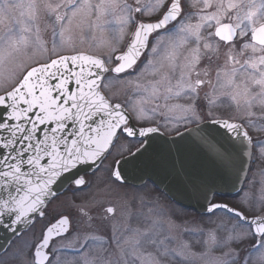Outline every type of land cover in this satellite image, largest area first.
I'll return each instance as SVG.
<instances>
[{"label": "snow or ice", "instance_id": "1", "mask_svg": "<svg viewBox=\"0 0 264 264\" xmlns=\"http://www.w3.org/2000/svg\"><path fill=\"white\" fill-rule=\"evenodd\" d=\"M188 6L196 11L186 12L185 0H155L148 12L160 15L155 21L145 22L135 15L144 9L134 8L127 0H60L55 4L51 0H29L26 5L16 0H0V20H11L13 11L27 9L26 14L21 13L23 19L17 21L19 33L5 38L10 47L26 45L25 34L33 27L38 34L41 21L53 36L51 55L39 67H31L11 90L0 83L5 91V95H0V231L5 233L0 253L8 250L11 236L21 232V226L31 219L30 214L43 215L41 206L47 198L57 196L53 185L67 183L79 189L86 184L77 169L102 162L118 136L117 130L128 137H148L159 131L147 127L137 133L121 111L122 105L102 94L115 78L112 74L119 76L139 67L137 75H155L167 68L158 81L167 83L165 100L174 96L192 101L179 106L183 115L178 119L200 118L198 109L202 108L196 102L205 84L212 90V94L204 96L209 106L217 102L213 98L217 88H225L230 90L225 93L230 101L249 110L246 126H256L252 119L256 116L252 111L257 106L254 102L261 108L258 119H264V0H189ZM117 11L120 15H115ZM113 24L117 27L110 28ZM130 27L134 28L131 42L114 58L115 47L107 59L76 51L74 28L81 37L94 30L110 31L118 42ZM165 32L172 35L160 55V46L165 43L161 33ZM173 36L178 39L173 40ZM65 48H70L71 54H63ZM182 48L188 49L183 60ZM221 55L224 64H217L213 82L212 64ZM72 83L76 87L70 90ZM156 92L153 89V96ZM144 100L151 102L148 97ZM149 111L154 116L157 109L141 108L137 119H151ZM220 127L227 131L234 148L238 142L250 154L255 147L264 157V140L254 144L237 123L225 121ZM204 143L210 153L224 158L222 146L207 140ZM140 144L137 152L131 153L133 160L148 150L143 141ZM115 176L121 179L120 172ZM92 207L95 205L78 208L89 228L93 221ZM219 207L211 205L207 211L215 214ZM224 207L226 217L234 221L233 229L222 240L215 230H210L211 247L202 255L219 248L221 254L214 256L211 264H264V214L249 220L242 210ZM106 211L111 214L114 208L107 207ZM249 238L255 241L251 247L241 250L233 247ZM57 240L69 241L72 246L54 243ZM116 246L119 251H111L106 236L95 230L74 229L70 217L61 216L42 233L39 243L22 254V264H128L135 248L121 249L118 242ZM162 255L171 253L164 251Z\"/></svg>", "mask_w": 264, "mask_h": 264}, {"label": "rangeland", "instance_id": "2", "mask_svg": "<svg viewBox=\"0 0 264 264\" xmlns=\"http://www.w3.org/2000/svg\"><path fill=\"white\" fill-rule=\"evenodd\" d=\"M16 2L21 5H26L29 0H16ZM51 2L55 4L60 2V0H51ZM127 2L132 4L134 8L140 7L144 9V12L142 13H135V15L141 19H146L157 14V12H148V9L154 5L155 0H139V3H137V0H127ZM188 4L189 0H185V11L195 12L196 9L189 7ZM22 12L26 14L27 9L25 7H21L20 9L13 11L11 13L13 19L11 20L7 18L0 20V83L7 84L8 89L18 81L24 68L43 60L44 56L46 57L45 54L48 50L47 45L51 43L52 46L53 41L51 29L46 28L45 23L41 21L39 24L38 34L35 27H33L31 32L25 34L26 39L28 40L26 45L10 47L6 43L5 38L19 33L20 25L17 21L23 19V17H21ZM115 15H120V13L117 11ZM192 22H195V18ZM109 27L116 28L117 25L113 24ZM10 29L11 31H9ZM129 30L130 29L128 28L124 33L123 38L119 39L117 42L113 40V34L110 31L101 32L99 30H94L92 32H87L83 37H81L78 30L74 28L73 31L76 40V51H81L107 59L108 53L111 51L112 47H115V51L112 55L117 50L119 51V49L123 48L124 43L128 38V32H130ZM67 35L68 34L66 33V36ZM169 36L165 37V43L160 46V55H163L164 53V49L168 43L167 38ZM176 39H178V37L173 36V40ZM64 51H71V49L65 48ZM180 52V59L183 60L184 56L188 55V49L182 48ZM213 59L215 61V57ZM202 63H207V61ZM217 64H224L223 55H221L219 61H215L212 64L211 76L213 82H215ZM164 71H167V68L162 69L160 73L155 75L150 73L137 75L139 69L134 74L123 75L120 77L112 74L115 78L111 81L109 87L103 92L110 100L123 103V107H132L135 109L139 108L140 110L145 106H155L156 108L161 107L162 110L167 113L178 112L181 110V107L179 106H184L185 101L178 102L169 101V99L166 101L164 100V96L168 95L166 92L167 83H158V81H161L162 73ZM177 75H179L178 71ZM201 78L204 77L202 76ZM193 79H195V76ZM172 82L174 84L175 80ZM153 89L157 90L155 96H153ZM1 92H4L3 88H0V93ZM205 93L212 94V90L208 84L203 85L199 98L204 99ZM217 95H219L218 88L213 94V98ZM145 97H148L151 102L145 103ZM173 98L175 97L173 96L172 99ZM226 105L231 106L232 103L227 101ZM106 183L108 185H105ZM99 192H101L100 197L105 198L104 203H115L119 208L130 206L128 212L123 213V210H119V212H117L110 221H103L107 226H101V222L98 220V226L96 228L97 232L100 234H113L114 237L109 240L111 251H119L116 246L117 242L119 243L121 249L131 251L135 248V251L132 252V255L129 257L128 264H148L149 260L153 261V264H155L156 261H158L159 264H211L212 258L214 256H219L222 250L216 248L210 251L207 255H202L206 249L211 247V242L208 241V232L210 230H215L219 238L222 240L225 236H227L228 230L233 229L234 221H231L226 217L214 216L213 220L211 218L208 222H204L193 217L187 210L178 211L180 215H182V220L176 221L172 217L170 209L172 208L175 212V208L173 206L169 207L166 201L161 199L147 187L133 191H123L119 190L115 185L104 182V184L101 183V189ZM146 197L151 198V208H149V211L147 212L153 213V210L161 211L162 208L169 212L166 214H158L160 219H162V221L166 224V231L163 234L161 232V236H159V232L156 231L155 234H151L147 237V235H145L146 231L139 227L143 224V221H138L137 219H134L135 221L132 223V228L125 227L130 220L132 207L137 208L139 203H148ZM75 200L76 198L74 199L69 192H66L61 194L52 202L51 208L58 214L71 207H77L70 211L74 219V229H79L82 232L93 231L91 227L89 228L84 223L86 218L80 217L78 212L79 207L91 206L90 203L87 198L82 201V204L76 203ZM91 215L93 216V223L96 220L97 215L95 217L92 212ZM151 218L155 219L158 217L152 214ZM248 240L250 241V238L244 239L240 243L248 242ZM56 243L69 247L72 246L70 242L66 240H58ZM240 243L234 244L233 247L236 250L243 249V244L240 246ZM15 244L16 245H13L11 250L5 255V258L9 264H22V254L26 252V249L29 251L30 244L27 242V239H24L23 244ZM18 248L20 251H18ZM226 250L227 249H223V251ZM164 251L171 253V255H162ZM177 253H180L181 255H176Z\"/></svg>", "mask_w": 264, "mask_h": 264}, {"label": "flooded vegetation", "instance_id": "3", "mask_svg": "<svg viewBox=\"0 0 264 264\" xmlns=\"http://www.w3.org/2000/svg\"><path fill=\"white\" fill-rule=\"evenodd\" d=\"M159 15L160 13L157 12L155 16L142 19V20L145 22L155 21L159 17ZM129 29H130L129 30L130 32H128V38L126 42L124 43L123 48L119 49V51L117 50L113 54V58L118 53L123 51L126 48V45L132 39L134 28L130 27ZM173 32H175V30H173ZM161 34L164 35L165 37L172 35V33H167V32L161 33ZM47 47H48V50H47V53L45 54L46 57L44 56L43 60L38 61L24 68L22 70L21 75L19 76V79L23 76V74L29 68L42 64L45 61V59L51 55V50H50L52 48L51 43L47 45ZM78 52H81V51H78ZM63 54H71V51H64ZM52 58H56V57L53 56ZM138 69L139 67H137L135 71L130 69L127 72L120 74L119 77L123 75L134 74L137 72ZM113 75L115 76V74ZM227 91L228 89L218 87L219 95L214 97V99H216L217 102L211 106L208 105V102L205 99L199 98L196 103L201 106L202 110L198 109L200 113V118L198 119L182 120V119H178V117L183 115L181 110L178 112H168L167 113L166 111H163L161 107L156 108L155 106H145L143 108L146 110H151L153 108H156L157 109L156 114L153 116L151 111H149L148 115L152 116V118L151 119L145 118V119L140 120V119H137L139 108L137 109L132 108V107L131 108L124 107V108L127 110V112L130 115L132 125L138 128L156 127L165 136L175 135L181 131L195 128L196 126L206 123V122L225 120V121H230V122H234V123L242 125V128L248 132L254 144L257 140H264V119H258V117L261 114V108L258 106V102H254V103H257V106L254 109H252V111L256 113V116L252 117V119L256 122V126L255 127L246 126V121L248 119L247 112L249 110L244 108L243 106L238 108L236 106V103L230 101L228 99V96L225 95ZM105 96L107 97L106 94ZM170 100L178 101V102L185 101L184 106H187L188 103L192 102L183 97H175L173 99L172 98L169 99V101ZM227 101L231 102L232 105L227 106L226 105ZM112 102H115V101H112ZM120 104L123 105V103H120ZM240 104L243 105L242 99H240ZM129 125H130V122H129ZM117 132H118V136L115 138L114 144L110 147L109 151L106 152V155L102 159V162H100L98 167L94 169L92 172L84 174L86 184L82 186V188H79V189L76 188V186L74 185H68L63 192L58 194L54 199L52 198L51 200H49L44 206V208L42 209L43 215L36 216L34 220L32 221V223L25 230L21 231L18 236L14 237L10 241V246L8 247V250L6 252L0 253V264H9L5 258V255L11 250V247L13 245H16L15 243L23 244L24 239H27V242H29L30 244L29 248L39 243L42 239V233L45 232V230L51 224L55 223L61 216H69L72 222V226L74 228V223H73L74 219L70 211H72L73 209L77 207H74V208L71 207L58 214L55 213L54 210L51 208L52 202L63 193L69 192V194H71L74 197V199L76 198L75 201L78 204H82L83 203L82 201L87 198L91 206L95 205V207L91 208L92 214L95 217L97 215L96 220L91 225V228L95 231H97L96 228L98 226V220L101 222V226H107L103 221H110L111 218L114 217L117 212H119V210H123V213L128 212L130 206L119 208L117 207L115 203H111V202L104 203L105 198H101L100 197L101 192H99V190L101 189V183L104 184V182H108L111 185H115L116 187H118L119 190H123V191L125 190L133 191V190H138L144 187L151 189L152 192H154L161 199L166 201L169 207L173 206L175 208L174 209L175 212L172 210V208L170 209H171L172 217L176 221L182 220V215H180V213L178 212L181 210L189 211L193 217H195L198 220H202L204 222L206 221L208 222L209 220H211V218L213 220L214 216L226 217L225 208L223 207H219L215 209V214L210 213V212L199 213L195 208H190V209L185 208L173 202L172 200H170L163 192H161L156 186H154L150 182H145L143 185H140V186H132V185L120 183L116 179H114L112 177V170H113L115 162L119 158L130 154L132 151H134L136 148H138L141 145L140 141H143L138 138L128 137L125 133L120 132V130H117ZM105 185H108V184L106 183ZM262 196H264V157L260 156L258 148L253 147L250 152L247 170H246L244 180L242 182L240 189L236 193H233V194H217V193L212 194L209 205L219 204V205H224V206L233 208L238 211L242 210L244 214L250 219V218L260 217L262 214H264V201H261ZM146 199L149 204L146 202H143V203H139L137 208L132 207L130 220L127 223V225L126 226L124 225V226L132 228L133 226L132 223H134L135 221L134 219H137L138 221H143V224H141L139 227L143 228L146 231L145 235H147V237L150 236L151 234H155L156 231L159 232V236H161L166 231V224L162 221V219H160V216L158 214L160 213L166 214L169 212L163 208L161 211L153 210V213L147 212L149 211V208H151L150 207L151 198L146 197ZM107 207H113L114 212L111 214L107 213L106 211ZM152 214H154V216H157L158 218H155V219L151 218ZM100 217H107V219H101ZM101 235L106 236L108 238V241L114 237L113 234L111 233H105ZM54 243H56V241ZM254 243L255 241L250 239V241L248 240V242L240 243L239 245L241 246L243 244V249H246V248L251 247ZM18 251H20L19 248H18Z\"/></svg>", "mask_w": 264, "mask_h": 264}, {"label": "water", "instance_id": "4", "mask_svg": "<svg viewBox=\"0 0 264 264\" xmlns=\"http://www.w3.org/2000/svg\"><path fill=\"white\" fill-rule=\"evenodd\" d=\"M125 50L126 48L123 51ZM119 54L121 53L117 55ZM22 79L23 77L20 81ZM51 83L54 84L55 81ZM75 87L74 83L69 84L70 90ZM1 95H5V93ZM22 107L24 106L22 105ZM121 111L128 118L130 126L138 133L141 128L132 125L130 116L123 106ZM223 122L225 120L206 122L172 136H165L161 131L150 133L148 137L137 135L134 138L142 139L144 145L148 146V150L142 156L138 155L135 160L132 159L131 153L118 159L114 165L112 176L116 179L115 173L120 172L121 179L116 180L132 186H140L149 181L173 202L185 208H195L199 213H208L207 209L211 206L209 202L212 194H233L240 189L250 156L249 150L239 146L238 142L234 148L233 142L228 138L227 131L220 127ZM47 127H51V125ZM241 131L245 130L241 127ZM205 140L222 146L221 150L225 152L224 158L219 159L215 154L210 153L204 143ZM140 147L141 145L138 148ZM137 149L132 153H136ZM124 161H128V163ZM99 163L81 165L77 171L81 177H84V174L92 172ZM68 185L67 183H57L53 185V188L58 195ZM50 199L52 198H47L41 209ZM220 206L225 208L224 205ZM30 216L29 222L21 226V231L25 230L36 216H40V213L30 214ZM251 219L253 218L249 220ZM19 234L17 233L16 236ZM4 236L5 233L0 231V244H4ZM8 236H11V233H8ZM16 236H11V240Z\"/></svg>", "mask_w": 264, "mask_h": 264}]
</instances>
